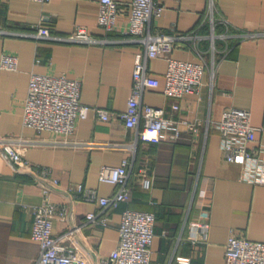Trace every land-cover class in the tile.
<instances>
[{
  "label": "crops",
  "instance_id": "crops-1",
  "mask_svg": "<svg viewBox=\"0 0 264 264\" xmlns=\"http://www.w3.org/2000/svg\"><path fill=\"white\" fill-rule=\"evenodd\" d=\"M158 1L162 14L151 18L149 29L195 34L177 38L171 55L203 62L204 70L197 91L166 96L167 60H148V72L160 84L144 90L143 102L164 109L169 119L164 133L180 132L176 140L150 142L123 120L99 119L92 109L67 135L25 126L22 118L32 71L79 79L80 101L89 106L125 109L135 54L144 49L143 42L123 32L130 0H117V28L107 32L97 24L98 0H0V55L13 52L18 58L15 69L0 67V136L11 138L24 157L50 170L43 179L18 171L0 149V264H34L39 244L31 237L33 208L43 201L54 206L53 235L60 244L81 249L88 264H98L117 244L125 208L155 215L149 264H226L231 231L264 241V182L240 177L241 164L224 157L214 124L226 107H246L251 123L262 127L249 147L264 145V0ZM39 23L58 35L81 25L107 40L86 43L22 34ZM185 121L195 127L188 129ZM124 158L125 199L103 207L76 191L82 183L99 195L113 194L118 185L100 180L99 169ZM141 168L150 174L149 188L140 183ZM70 187L77 194L69 193ZM89 211L106 223L88 220ZM193 221L207 222L205 235Z\"/></svg>",
  "mask_w": 264,
  "mask_h": 264
},
{
  "label": "built area",
  "instance_id": "built-area-1",
  "mask_svg": "<svg viewBox=\"0 0 264 264\" xmlns=\"http://www.w3.org/2000/svg\"><path fill=\"white\" fill-rule=\"evenodd\" d=\"M45 2L47 0H36ZM97 24L105 31L117 28V0H98ZM212 2V1H211ZM130 13L123 32L130 33L132 40L143 42L144 49L135 54L132 72V84L127 104L122 111H110L99 106H89L80 101V80L66 75L41 73L32 71L29 76L27 94L23 101V124L38 130H48L67 135L75 127L78 118L85 117L90 109L99 119L119 118L126 127H134L137 136L145 141L159 142L162 139L176 140L179 130L164 133L165 124L169 121L162 107L143 102L145 89L157 87L160 84L156 76L148 72V60L153 57H163L167 60L164 72L163 93L166 96L181 97L197 91L204 70L203 62L188 59H178L171 55L177 38H195L192 34L173 35L163 32H151V18L162 14L163 5L158 0H130ZM210 18L213 16V6L209 8ZM221 22L226 19L220 17ZM24 35L50 37L54 39L101 43L106 38L91 34L85 27L77 25L68 34H52L47 26L40 23L33 31L22 32ZM18 58L13 52H3L0 55V67L15 69ZM177 108V104L172 105ZM251 113L246 107L228 106L221 114L215 126L219 129L221 148L227 160L241 164L240 177L254 182H264V145L249 147L255 132L262 127L253 125ZM187 128L195 127V122L185 121ZM0 149L13 163L18 171H28L38 178L50 174L48 167L40 166L23 156L13 140L0 136ZM128 160L122 159L120 164H104L99 169L98 177L102 181L116 183L117 190L111 195H99L94 188L78 183L76 191L85 199L96 200L103 207L115 205L126 198L128 188ZM143 188L151 184L150 174L143 168L138 171ZM53 183L57 180L53 179ZM47 190V188H45ZM68 192L77 194L73 188ZM54 206L43 201L34 206L31 226V237L39 244L38 254L34 264H88V259L79 248H69L62 245L52 232V217ZM86 218L94 222L106 223L103 217L89 211ZM155 215L151 211L135 208H125L119 221V238L117 244L110 250L106 258H100L98 264H149L151 245L154 238ZM193 226L205 235L208 224L193 221ZM226 264H264V241L253 240L240 233L231 231L227 237L224 250Z\"/></svg>",
  "mask_w": 264,
  "mask_h": 264
}]
</instances>
